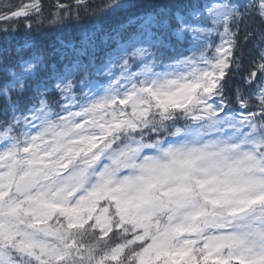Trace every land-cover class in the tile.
I'll use <instances>...</instances> for the list:
<instances>
[{
  "label": "snow or ice",
  "instance_id": "6c2138e0",
  "mask_svg": "<svg viewBox=\"0 0 264 264\" xmlns=\"http://www.w3.org/2000/svg\"><path fill=\"white\" fill-rule=\"evenodd\" d=\"M101 7L135 29L94 21L59 64L0 30V264H264V0Z\"/></svg>",
  "mask_w": 264,
  "mask_h": 264
},
{
  "label": "trees",
  "instance_id": "16d2710c",
  "mask_svg": "<svg viewBox=\"0 0 264 264\" xmlns=\"http://www.w3.org/2000/svg\"><path fill=\"white\" fill-rule=\"evenodd\" d=\"M87 2L90 6L89 11L85 13L83 9H79L81 13V20L79 21L80 27H73L66 22L49 24L48 21L57 12L62 10L60 8L61 5H63L65 9H72L75 12L79 8L77 3L74 0H47L46 3L42 6L44 18L42 21V28H37V26L34 24L31 33H28L25 28L24 21L18 22L16 25H12L10 30L12 28L19 29L14 37H9L12 47L15 48L16 46H22L24 44L25 37L30 35L37 47H39L41 51H43L46 57H48L51 61H57L56 57L50 55V53L52 52V46L57 42V40L69 38L74 43L79 42L82 32L85 30V26L94 21H101L107 24H126L128 25L130 30L135 29V24L129 23V19L132 13L124 11L113 12L103 9L101 6L104 5L107 0H88ZM143 2L146 5H150L154 2H157V0H143ZM92 9H96L97 11L93 13ZM75 23L77 22L73 21V24ZM0 47H3L2 41H0ZM252 52V45H246L244 48L245 65H247V60L249 59ZM23 54L29 55L30 50L25 49L23 51ZM64 62L66 63L67 61ZM2 104L3 102L0 101V107H2Z\"/></svg>",
  "mask_w": 264,
  "mask_h": 264
},
{
  "label": "rangeland",
  "instance_id": "374dc122",
  "mask_svg": "<svg viewBox=\"0 0 264 264\" xmlns=\"http://www.w3.org/2000/svg\"><path fill=\"white\" fill-rule=\"evenodd\" d=\"M31 2H33V0H0V3H3L1 5V9H9V11H11L12 8H17V6H19L20 4H29ZM40 3L43 2L40 0Z\"/></svg>",
  "mask_w": 264,
  "mask_h": 264
},
{
  "label": "bare ground",
  "instance_id": "6f19581e",
  "mask_svg": "<svg viewBox=\"0 0 264 264\" xmlns=\"http://www.w3.org/2000/svg\"><path fill=\"white\" fill-rule=\"evenodd\" d=\"M76 2V0H74Z\"/></svg>",
  "mask_w": 264,
  "mask_h": 264
}]
</instances>
